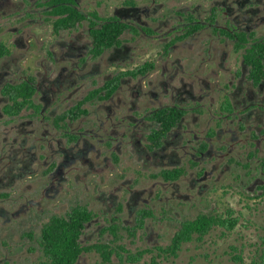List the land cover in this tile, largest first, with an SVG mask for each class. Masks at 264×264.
<instances>
[{"label":"flooded vegetation","instance_id":"flooded-vegetation-1","mask_svg":"<svg viewBox=\"0 0 264 264\" xmlns=\"http://www.w3.org/2000/svg\"><path fill=\"white\" fill-rule=\"evenodd\" d=\"M226 186L264 195V0H0L2 224L82 206L75 264H155Z\"/></svg>","mask_w":264,"mask_h":264},{"label":"rangeland","instance_id":"rangeland-1","mask_svg":"<svg viewBox=\"0 0 264 264\" xmlns=\"http://www.w3.org/2000/svg\"><path fill=\"white\" fill-rule=\"evenodd\" d=\"M225 188H219L216 193L217 213L225 215V211L230 209L232 217L238 219L235 225L231 228L216 225L205 236L194 235L192 240L184 244L178 257L160 255L154 257L155 264H264V195L251 196L239 191L236 186ZM66 196L70 197V195ZM3 202H5L4 206L10 209V201ZM13 206L12 202L11 208ZM53 207H57V204H53ZM196 212L197 210H193L189 216L194 217ZM48 216L50 213H46L44 218L38 217L29 221L17 219L7 224L0 222V256L4 257L7 254L12 260L11 264H43L38 240L35 238L29 240L24 231L31 229L38 238ZM173 228V226L167 227L166 232L171 231V233L164 237L163 244L167 245L171 242ZM104 237L106 239L107 236ZM143 238L142 233V238L130 244V248L135 250L150 246L152 242ZM117 242L130 243L127 237ZM95 253L85 254L78 264H104L100 255ZM114 261L117 264H154L150 253L135 262H130L126 258L119 260L115 256Z\"/></svg>","mask_w":264,"mask_h":264},{"label":"trees","instance_id":"trees-1","mask_svg":"<svg viewBox=\"0 0 264 264\" xmlns=\"http://www.w3.org/2000/svg\"><path fill=\"white\" fill-rule=\"evenodd\" d=\"M116 33L111 32L110 43L114 40ZM20 93L15 96V104L18 102ZM232 211H227V216H209L202 214L197 218L185 222L183 228L174 236L171 246L173 253H177L183 241L192 240L205 236L215 225H222L231 228L238 221L232 217ZM88 217L85 208L78 206L68 217L54 216L43 226V235L40 244L45 254V264H75L83 246L79 240L83 228V222ZM104 261H110V253L106 250ZM236 259H238L236 257Z\"/></svg>","mask_w":264,"mask_h":264}]
</instances>
